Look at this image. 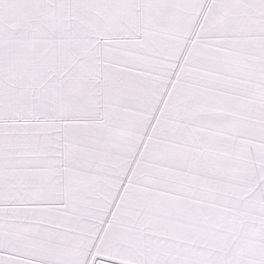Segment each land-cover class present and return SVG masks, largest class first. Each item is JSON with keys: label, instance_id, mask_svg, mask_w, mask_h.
<instances>
[{"label": "snow or ice", "instance_id": "obj_1", "mask_svg": "<svg viewBox=\"0 0 264 264\" xmlns=\"http://www.w3.org/2000/svg\"><path fill=\"white\" fill-rule=\"evenodd\" d=\"M0 264H264V0H0Z\"/></svg>", "mask_w": 264, "mask_h": 264}]
</instances>
